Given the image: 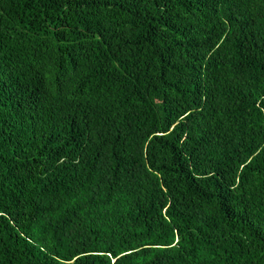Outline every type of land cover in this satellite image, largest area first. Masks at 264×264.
<instances>
[{
	"label": "trees",
	"instance_id": "trees-1",
	"mask_svg": "<svg viewBox=\"0 0 264 264\" xmlns=\"http://www.w3.org/2000/svg\"><path fill=\"white\" fill-rule=\"evenodd\" d=\"M0 264H264V0H0Z\"/></svg>",
	"mask_w": 264,
	"mask_h": 264
}]
</instances>
